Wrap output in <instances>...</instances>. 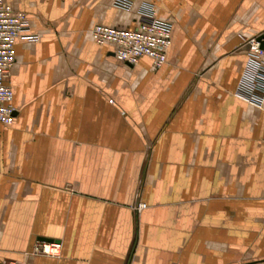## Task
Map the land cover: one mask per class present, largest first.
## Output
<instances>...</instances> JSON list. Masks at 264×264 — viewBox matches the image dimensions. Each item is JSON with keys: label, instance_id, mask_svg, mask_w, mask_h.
<instances>
[{"label": "crops", "instance_id": "1", "mask_svg": "<svg viewBox=\"0 0 264 264\" xmlns=\"http://www.w3.org/2000/svg\"><path fill=\"white\" fill-rule=\"evenodd\" d=\"M4 1L38 38L6 81L0 264H264V104L235 92L264 0ZM141 4L171 24L159 68L90 33Z\"/></svg>", "mask_w": 264, "mask_h": 264}, {"label": "built area", "instance_id": "2", "mask_svg": "<svg viewBox=\"0 0 264 264\" xmlns=\"http://www.w3.org/2000/svg\"><path fill=\"white\" fill-rule=\"evenodd\" d=\"M113 5L130 10L134 0H113ZM139 20L134 27L118 28L97 24L90 33L97 44L115 45L114 56L121 61L135 64L141 57H148L155 68L167 61V50L171 44V24L156 17L153 6L141 4L137 10ZM264 32V31H263ZM263 32L244 39L247 46L246 59L238 77L236 94L256 107L264 104V38ZM36 40L38 36L30 31L24 12L0 0V122L12 123L15 108L12 104V90L6 83L15 59L14 44L17 39ZM262 42V44H261ZM145 205L138 203V210ZM34 252L48 256H59L60 245L56 241H38Z\"/></svg>", "mask_w": 264, "mask_h": 264}, {"label": "water", "instance_id": "3", "mask_svg": "<svg viewBox=\"0 0 264 264\" xmlns=\"http://www.w3.org/2000/svg\"><path fill=\"white\" fill-rule=\"evenodd\" d=\"M262 38H264V32L262 33V34H260V36L258 37V39L261 41L262 40ZM261 44H262V42H261ZM43 239V238H42ZM46 241H49V240H46Z\"/></svg>", "mask_w": 264, "mask_h": 264}]
</instances>
